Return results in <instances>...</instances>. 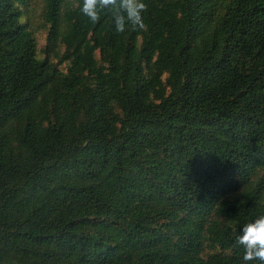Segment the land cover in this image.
Wrapping results in <instances>:
<instances>
[{
  "label": "trees",
  "instance_id": "1",
  "mask_svg": "<svg viewBox=\"0 0 264 264\" xmlns=\"http://www.w3.org/2000/svg\"><path fill=\"white\" fill-rule=\"evenodd\" d=\"M0 0V264H244L264 215V0ZM248 264H261L254 260Z\"/></svg>",
  "mask_w": 264,
  "mask_h": 264
},
{
  "label": "clouds",
  "instance_id": "2",
  "mask_svg": "<svg viewBox=\"0 0 264 264\" xmlns=\"http://www.w3.org/2000/svg\"><path fill=\"white\" fill-rule=\"evenodd\" d=\"M115 9L113 17L115 30L123 33L127 25L137 29H144L142 12L146 10L143 0H83L81 12L89 20L96 23L100 20V13L104 10ZM235 243L244 248V264L258 260L264 264V215L244 225Z\"/></svg>",
  "mask_w": 264,
  "mask_h": 264
},
{
  "label": "rangeland",
  "instance_id": "3",
  "mask_svg": "<svg viewBox=\"0 0 264 264\" xmlns=\"http://www.w3.org/2000/svg\"><path fill=\"white\" fill-rule=\"evenodd\" d=\"M42 9V0H36L33 2L29 10V15L31 17V27L41 48L45 46L47 38V31L45 30L44 20L42 18Z\"/></svg>",
  "mask_w": 264,
  "mask_h": 264
}]
</instances>
